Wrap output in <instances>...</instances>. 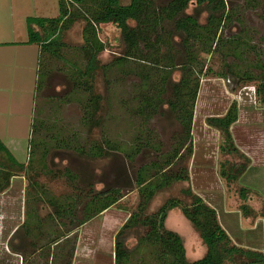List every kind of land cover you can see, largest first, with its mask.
<instances>
[{
	"label": "rangeland",
	"instance_id": "rangeland-1",
	"mask_svg": "<svg viewBox=\"0 0 264 264\" xmlns=\"http://www.w3.org/2000/svg\"><path fill=\"white\" fill-rule=\"evenodd\" d=\"M185 1L142 0L127 34L94 25L96 4L72 6L43 71L37 46L17 42L28 38L27 17L57 16L59 0H0V137L24 163L0 192V264L191 261L207 252L211 208L235 244L264 249V0H217L182 29L198 5ZM88 45L99 64L85 72ZM72 61L83 69L74 83ZM75 86L85 103L69 100ZM231 106L234 141L250 158L234 181L226 170L241 159L221 151L207 123ZM188 189L205 204L194 206ZM143 211L158 223L129 226L117 260V232Z\"/></svg>",
	"mask_w": 264,
	"mask_h": 264
},
{
	"label": "trees",
	"instance_id": "trees-1",
	"mask_svg": "<svg viewBox=\"0 0 264 264\" xmlns=\"http://www.w3.org/2000/svg\"><path fill=\"white\" fill-rule=\"evenodd\" d=\"M191 1L192 0H186L184 3L185 7H187V5ZM196 1L198 5L195 7L194 12L191 14L184 15L181 19L178 20L177 24L180 28L187 29V27L191 24H198L199 18L202 13L204 11L210 10L217 0ZM86 2H91L99 6V11L92 19L94 25L114 24L115 26H117V28L121 30L123 34H127L130 31L131 20L138 22L142 19V0H132L129 4H122L121 0H59V14L57 16H28L26 19L28 39L27 41L18 43L38 46V51L42 57L43 71L48 70V66L45 63L47 52L49 50L48 48H50V46L52 45H60L59 40L60 38H62L61 29L65 27L66 22H68V16L70 15L71 7L76 6L78 9L80 7L79 5H82ZM84 52L89 62V64H87V66L85 67L84 71L86 72L87 70H96L99 64L97 58V51L92 45H88L84 48ZM70 67L73 69L66 71V73L69 74L68 80L74 83L78 80L80 72L77 71L75 68L78 67L77 63L73 61L70 62ZM78 70L83 71V69L79 67ZM41 77H43L45 82L46 76L42 72ZM40 89L42 90L41 85ZM40 89L39 92L41 91ZM71 93L72 98L69 100H78L80 104L85 103L87 101L85 93L83 90H81L80 87L75 86ZM80 99L82 101H80ZM63 101L65 102V100ZM53 106L57 107L55 106V103L53 104ZM232 107L233 106L229 108L225 116H211L207 118L208 125L219 129L221 132V151L228 153L229 155H236L239 157V159H241L240 162H237V164H232L230 171L226 170L225 178H227L229 181L238 180V178L245 172L246 168L250 163V158L238 148L234 141L231 128L233 124H235L239 119V108L236 106H234V108ZM193 117L194 116H192L191 118V124L189 127H193ZM36 121L37 119L35 116L30 130L31 137L29 139L28 155L32 153V143L34 139L33 130L35 128ZM61 131L63 132V130ZM190 135L192 137V134ZM191 140L192 138H190V141ZM80 145L84 146L82 141ZM66 148L69 149L68 147H65V149ZM190 152L191 155H193V148H191ZM76 153H79L80 155L82 154L81 151ZM6 163L9 168H6L7 170L5 169ZM23 165L24 163L16 159V157L13 155L8 146L0 137V181L3 179L0 184V192H4L9 188L6 187V185L10 183L11 178L16 176L14 170L22 168ZM188 178L189 177L185 178V180L188 181ZM185 192L189 196L193 197L194 206L198 207L200 204H205L203 198L200 195L195 194L191 189H188ZM250 192L251 191H249L247 188L242 187L240 189L241 198L244 199V197H249V195H251ZM252 195H254V193ZM262 203L264 205V200L262 201ZM247 207H249L248 203ZM211 209L214 211V213L212 212V214L215 218V221L212 227L201 229V236L207 245L206 254L191 261H186L182 259L178 262V264H223V261L225 260L236 258H240L243 261V264H264V249H252L235 244L232 241V238L229 233L220 223L217 211L214 208ZM190 218L192 220L194 219L193 216H191ZM157 223L158 220L154 216L146 214L144 213V211L132 213L124 227L119 230L116 234V259L119 260L129 249L126 243V231L129 226H154Z\"/></svg>",
	"mask_w": 264,
	"mask_h": 264
},
{
	"label": "crops",
	"instance_id": "crops-1",
	"mask_svg": "<svg viewBox=\"0 0 264 264\" xmlns=\"http://www.w3.org/2000/svg\"><path fill=\"white\" fill-rule=\"evenodd\" d=\"M28 39V38H27ZM27 39H24V40H22V41H18V42H24V41H27ZM17 42V43H18ZM4 44H7V43H4ZM24 46H37V45H29V44H24ZM37 49H38V46H37Z\"/></svg>",
	"mask_w": 264,
	"mask_h": 264
},
{
	"label": "flooded vegetation",
	"instance_id": "flooded-vegetation-1",
	"mask_svg": "<svg viewBox=\"0 0 264 264\" xmlns=\"http://www.w3.org/2000/svg\"><path fill=\"white\" fill-rule=\"evenodd\" d=\"M63 86L65 85L64 83L62 84ZM68 85V84H67ZM69 87V86H68ZM63 91H65V90H63ZM67 91V90H66ZM85 97V96H84Z\"/></svg>",
	"mask_w": 264,
	"mask_h": 264
}]
</instances>
